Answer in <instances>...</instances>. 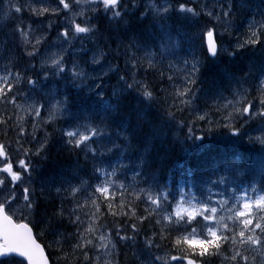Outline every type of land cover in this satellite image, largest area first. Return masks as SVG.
I'll return each instance as SVG.
<instances>
[{
	"label": "snow or ice",
	"instance_id": "6c2138e0",
	"mask_svg": "<svg viewBox=\"0 0 264 264\" xmlns=\"http://www.w3.org/2000/svg\"><path fill=\"white\" fill-rule=\"evenodd\" d=\"M0 264H264V0H0Z\"/></svg>",
	"mask_w": 264,
	"mask_h": 264
}]
</instances>
